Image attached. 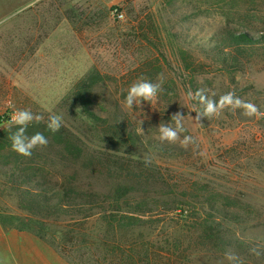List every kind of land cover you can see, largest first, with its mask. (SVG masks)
<instances>
[{"label": "rangeland", "instance_id": "obj_1", "mask_svg": "<svg viewBox=\"0 0 264 264\" xmlns=\"http://www.w3.org/2000/svg\"><path fill=\"white\" fill-rule=\"evenodd\" d=\"M240 33L264 37V0H0V115L30 110L42 126L60 115L57 139L80 150L0 152V230L22 235L3 264H229L202 239L211 211L264 247V117L225 109L185 120L187 148L159 139L173 114L202 110L188 91L235 92L264 112V42L222 54ZM140 78L163 91L128 109ZM19 173L33 177L15 184ZM56 191L87 218L38 221L22 208Z\"/></svg>", "mask_w": 264, "mask_h": 264}, {"label": "clouds", "instance_id": "obj_2", "mask_svg": "<svg viewBox=\"0 0 264 264\" xmlns=\"http://www.w3.org/2000/svg\"><path fill=\"white\" fill-rule=\"evenodd\" d=\"M157 79L160 80V77ZM162 91L161 83H152L144 78H140L139 81L130 86L124 100V106L131 109L134 105H140L142 101L150 104L157 99L158 93ZM215 96V92L209 95L206 89H197L195 92L188 91L186 94L187 101L198 102L202 110L192 111L196 113L194 118L190 114L186 116L181 112L173 114L171 116V122L173 123H161L159 125V139L169 144L179 142L181 147L187 148L190 144H194L195 140L190 135H184L181 138V134L186 131L185 120L190 119L202 126L201 121L203 119L218 118L225 109H231L233 111L242 109V114L246 117H264V112H261L256 104L241 99L235 92H228L221 95L218 100L214 98ZM43 119L44 117L42 115L33 114L30 110H17L13 112L8 126V130L11 133L9 139L13 151L20 156L29 158L33 150L38 147L43 148L47 146L49 142L48 138L42 132H35L32 135L27 134L28 127L31 124L34 122L39 124ZM142 123L143 121H141ZM13 126H15V131L12 130ZM61 127L62 117L51 114L48 119L47 129L52 133H56L60 131ZM139 132L143 133L141 127L139 128ZM145 163H150V161L146 160ZM250 252L256 256L261 255V252L257 248L251 249ZM225 258L229 261V264H243L241 258L231 250L225 253ZM0 264H3V262L0 261Z\"/></svg>", "mask_w": 264, "mask_h": 264}, {"label": "trees", "instance_id": "obj_3", "mask_svg": "<svg viewBox=\"0 0 264 264\" xmlns=\"http://www.w3.org/2000/svg\"><path fill=\"white\" fill-rule=\"evenodd\" d=\"M230 42L231 44L222 47V54L226 55V52L237 50V52H239V56H243L247 48H254L264 42V37L255 38L246 33L233 34L230 36ZM234 59L237 60L236 58ZM12 130L15 131V126H13ZM35 132H42L51 143L63 144L68 154L80 156L79 147L75 146L70 138L66 137L64 142L61 143V139H57L58 134L50 132L47 129V126H42L40 123L36 124L34 122L28 127L27 134L32 135ZM10 135L11 133L9 132L8 127L0 133V152L12 147L11 141L9 139ZM14 155L15 154H11V156ZM15 157L16 159H13V168L14 170H18L20 168L19 165H23V163L19 161L21 159L20 157H17V155H15ZM42 172L44 173V171ZM30 177L33 176L30 175L28 178ZM28 178L24 173H19L17 181L14 183L23 184L26 179L28 180ZM44 182L47 183V181ZM41 190H44V187H41ZM56 194L58 195H56V197L52 198L51 200L46 196L40 198H34L30 196L22 202V208L29 212L38 221H58L60 219L71 217H74L75 220L78 217L82 219L87 218V209H78V206L72 203L74 199L69 198L65 193L56 191ZM91 206L95 205H88V207ZM224 222L226 221L225 219L223 220L221 218V213H217V211H211L210 213L206 214V217L202 219L201 222L198 223L199 230L202 234V239L212 246L214 252L220 258H225V253L231 250L241 258L243 264H264V247L255 246L253 243L255 241L254 239H245L243 237L229 233V231L223 225ZM20 230L27 231L30 229L21 228ZM253 248H257L261 252V255L256 256L252 254L250 250Z\"/></svg>", "mask_w": 264, "mask_h": 264}, {"label": "crops", "instance_id": "obj_4", "mask_svg": "<svg viewBox=\"0 0 264 264\" xmlns=\"http://www.w3.org/2000/svg\"><path fill=\"white\" fill-rule=\"evenodd\" d=\"M18 236H22V235L13 232L6 233L3 230H0V261H2V259L3 260L6 259L7 256H11V257L13 256L16 260V258L18 257L17 255H19L18 253L20 247L15 246L16 247L15 248L12 243L14 239L19 238ZM8 253L9 255L5 257V255Z\"/></svg>", "mask_w": 264, "mask_h": 264}, {"label": "built area", "instance_id": "obj_5", "mask_svg": "<svg viewBox=\"0 0 264 264\" xmlns=\"http://www.w3.org/2000/svg\"><path fill=\"white\" fill-rule=\"evenodd\" d=\"M122 17V16H120ZM15 110L6 112L2 115H0V130H3L9 126V123L11 121V116Z\"/></svg>", "mask_w": 264, "mask_h": 264}]
</instances>
